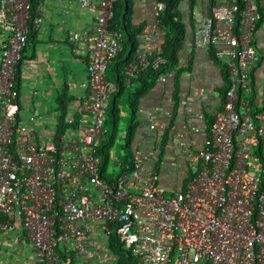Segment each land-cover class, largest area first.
<instances>
[{"label":"built area","instance_id":"2783aa9c","mask_svg":"<svg viewBox=\"0 0 264 264\" xmlns=\"http://www.w3.org/2000/svg\"><path fill=\"white\" fill-rule=\"evenodd\" d=\"M76 1L96 14L90 31L73 35L89 52L82 115L68 118L60 132H38L43 116L32 107L24 119L15 89L31 0H0V26L8 33L0 56V233L19 222L41 264H120L122 248L133 264H264V92L259 103L251 100L252 76L264 61V47L256 45L264 0H208V12L189 22V45L223 62L229 87L207 134L192 140L189 174L170 190L160 184L165 132L133 140L130 158L106 172L100 148L115 92L107 66L122 51L123 35L111 27L116 0ZM164 6L154 1V19L123 66L127 85L166 62L156 42L164 37ZM175 70L157 80L167 83ZM180 103L195 119L192 98ZM157 117H150L151 128L163 129Z\"/></svg>","mask_w":264,"mask_h":264},{"label":"crops","instance_id":"0c3cea01","mask_svg":"<svg viewBox=\"0 0 264 264\" xmlns=\"http://www.w3.org/2000/svg\"><path fill=\"white\" fill-rule=\"evenodd\" d=\"M154 1L132 0L130 23L142 28L152 23ZM185 1L186 4L182 3V10L185 13L184 21L187 31L179 58L180 67H189V69L181 76L179 98L180 101L186 96L192 98V113L196 116L195 119L188 118L181 103L175 113L172 78L167 83L157 80L151 89L143 93L139 90L145 83L142 75H139L130 85L125 83L123 66L126 62H123L120 57L107 66V74L115 85V92L108 107L107 132L111 123L109 111L112 100L115 98L120 116L118 132H121L123 124L126 132L128 119L131 116L138 122L135 141L149 132H165L164 138L168 130V140L163 154L174 147L186 153L189 149L197 147V143L194 144L192 140L200 139L207 134L215 111L221 108L224 93L226 72L223 62L215 59L208 48L189 45L191 40L189 22L194 18L195 13L208 12V0H196L193 7L189 0ZM33 2L36 5L34 18L38 17L41 21L35 25L33 18L30 23L29 41L22 52V61L18 68L21 116L27 120L30 109L35 107L43 116L41 120H38L37 131L59 132L58 98L60 96L66 100V124H68V118H78L82 115L81 96L88 89L89 52L87 42L82 38L74 41L73 35L75 32L82 34L90 31L96 14L82 7L76 0H33ZM121 31L126 38L124 30ZM7 37L8 33L0 26V56ZM163 39L164 37H158L156 42L162 44ZM256 42L258 51L263 52V27L257 35ZM252 83V103H259L264 92V61L257 65L252 76ZM131 106L137 109L135 116L132 114ZM154 113L158 114L157 120L165 125V129L151 128L150 117ZM197 114H203V117H198ZM194 126L200 128V131L194 130ZM167 171L165 167L162 168L160 184L169 190L172 189L171 186L173 187L172 183H181L187 176L186 174L183 179H174L173 175ZM5 260L9 262L4 263ZM0 264H41L36 260L33 246L25 236L19 222L14 228L0 233Z\"/></svg>","mask_w":264,"mask_h":264},{"label":"trees","instance_id":"16d2710c","mask_svg":"<svg viewBox=\"0 0 264 264\" xmlns=\"http://www.w3.org/2000/svg\"><path fill=\"white\" fill-rule=\"evenodd\" d=\"M164 2V9L161 11L159 15V27L161 30L164 31V39L162 42V48H163V57L166 59V62L161 65V67L158 70H152L148 69L144 72H142L140 75L143 76V80L145 83H143L142 87L139 89L141 92H146L149 89L152 88L157 83L158 74L163 71L176 69V73L172 78L173 83V99L175 101L174 111L177 112V109L179 108V91L181 86V76L183 72H185L189 67H180V58L178 55V52L182 46L183 40L185 39L186 35V23L184 21L185 13L182 10V2L184 0H160ZM190 5L193 7L196 0H189ZM36 5L31 0V21L36 16ZM132 11V0H116L114 4V17L111 20V27L112 29L117 30H124L126 34V38L123 37V47L122 51L120 52L119 56L120 59H122L123 62H127L128 60H131V53L132 50L137 46L138 44V34L142 32V27H136L130 23V12ZM122 32V31H121ZM30 34V32H29ZM123 34V33H122ZM125 38V39H124ZM28 41H29V35H28ZM22 59L20 60L18 66H17V78L15 82V89L18 93V101H19V92H20V77L18 68L20 66ZM190 66V65H189ZM229 82L227 75L225 74V83L223 87V96L225 95V92L227 88L229 87ZM115 99V98H114ZM112 100V105L110 107V129L109 132L106 135V138L101 144L100 152L103 156V164L106 165L110 158L109 148L108 146H112L116 140V136L119 130L118 124L120 120L119 116V107L117 105V101ZM59 103V129L58 131L65 130L68 126L66 124V100L63 96H60L58 98ZM132 107V114L133 116L136 115V107ZM172 123V122H171ZM138 122L131 116V118L128 119V126L126 130V145L127 147H132L133 140L136 135ZM165 137L162 139V142L160 144V152L159 157H162L164 152V145L167 142V134L168 130L166 131ZM131 155V151H130ZM130 155L126 157V160L130 158ZM157 167H160L159 164H157ZM122 251L120 252V264H133V261L131 257L127 256L125 254V249L122 248Z\"/></svg>","mask_w":264,"mask_h":264},{"label":"rangeland","instance_id":"374dc122","mask_svg":"<svg viewBox=\"0 0 264 264\" xmlns=\"http://www.w3.org/2000/svg\"><path fill=\"white\" fill-rule=\"evenodd\" d=\"M182 3L186 4V1L184 0ZM123 126L125 125H121V132L117 133L114 144L112 146H108L110 147V158L106 164V172L118 171L120 169V164L124 162L126 160V157L130 155L131 148L125 146L126 133L123 129ZM159 159L163 162L162 168L165 167L166 169H168L167 173L173 175L174 179H183L184 175L189 174L191 170L189 166L190 163L188 162L187 153L181 150L180 148L174 147L173 149L166 150V152L162 155V157H159ZM7 262H9V260L4 261V263ZM113 263L114 262L110 261L108 264Z\"/></svg>","mask_w":264,"mask_h":264}]
</instances>
